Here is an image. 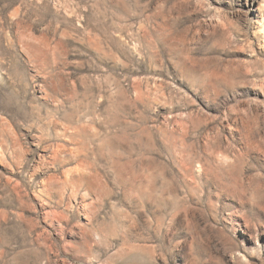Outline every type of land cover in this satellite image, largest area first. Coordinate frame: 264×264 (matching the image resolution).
Segmentation results:
<instances>
[{
    "label": "rangeland",
    "instance_id": "rangeland-1",
    "mask_svg": "<svg viewBox=\"0 0 264 264\" xmlns=\"http://www.w3.org/2000/svg\"><path fill=\"white\" fill-rule=\"evenodd\" d=\"M0 264H264V0H0Z\"/></svg>",
    "mask_w": 264,
    "mask_h": 264
},
{
    "label": "bare ground",
    "instance_id": "bare-ground-1",
    "mask_svg": "<svg viewBox=\"0 0 264 264\" xmlns=\"http://www.w3.org/2000/svg\"><path fill=\"white\" fill-rule=\"evenodd\" d=\"M75 169V168H74ZM75 172V171H74ZM71 174V173H70ZM86 199V198H85ZM88 202V201H87ZM89 203H90V201H89ZM87 204V203H86ZM91 204V203H90ZM89 206V205H88ZM84 210V209H83ZM87 211V210H86ZM86 213V212H85Z\"/></svg>",
    "mask_w": 264,
    "mask_h": 264
}]
</instances>
